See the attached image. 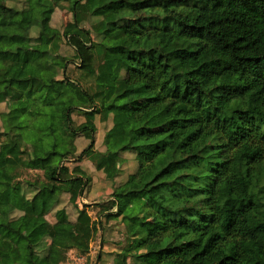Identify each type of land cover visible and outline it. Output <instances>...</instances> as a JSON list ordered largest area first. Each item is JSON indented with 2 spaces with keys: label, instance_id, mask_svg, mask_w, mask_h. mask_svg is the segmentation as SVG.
Wrapping results in <instances>:
<instances>
[{
  "label": "trees",
  "instance_id": "16d2710c",
  "mask_svg": "<svg viewBox=\"0 0 264 264\" xmlns=\"http://www.w3.org/2000/svg\"><path fill=\"white\" fill-rule=\"evenodd\" d=\"M7 1L0 264L65 262L83 209L71 219L63 194L80 188L87 197L95 176L110 180L112 199L93 205L126 220L128 241L115 254L122 264H264V0ZM63 1L72 20L61 29L52 18ZM63 36L79 62L61 54ZM109 51L114 61L101 74ZM71 63L90 78L87 88L68 76ZM16 65L35 70L13 75ZM73 82L85 101L64 92ZM100 123L96 170H78L98 153ZM24 170L43 174L23 180ZM37 206L53 226L34 239L27 229Z\"/></svg>",
  "mask_w": 264,
  "mask_h": 264
},
{
  "label": "rangeland",
  "instance_id": "374dc122",
  "mask_svg": "<svg viewBox=\"0 0 264 264\" xmlns=\"http://www.w3.org/2000/svg\"><path fill=\"white\" fill-rule=\"evenodd\" d=\"M7 4L17 6L19 8L27 6L28 2L27 0H8ZM80 8L86 10L88 7H86V4H81ZM72 20V13L69 10L68 2L63 1L59 7L56 8L55 12L53 13L52 18V24L55 27H60L63 29V27ZM95 18L88 20L84 23V25L87 28L92 27V23L94 22ZM37 34V28H32V35L35 36ZM96 36V33L93 32V37ZM61 42V54H64L68 58L71 59L72 62H79V59L74 55V49L69 46L67 39L63 36L60 40ZM84 58L83 61L86 64H90V57L92 54V51L90 49H83ZM114 54L109 51L106 54V58L102 65L99 67L98 72L101 74H104L107 72V64L114 61ZM31 70H35V67L33 66H26V65H16L12 69V74L17 75L20 73H25ZM68 76L75 80L79 81L83 84L84 88H87V86L91 83L90 78H86L84 76V73H82L81 70L77 69L75 63H71L68 69ZM63 90L65 93L73 92L77 95L78 98L81 100H86L84 98V95L82 94V91L78 85L73 83H65L63 86ZM87 106L90 107V104L87 102ZM8 111V107L6 103H0V125H2V114L4 112ZM127 114L130 116L131 112L128 111ZM74 118L76 121L80 119V116L78 114L74 115ZM100 129V136L104 134V131L106 129V125L104 123H100L99 126ZM101 138V137H100ZM88 143H90V140H88ZM98 146L102 148V138L100 139ZM97 152L99 151L96 149ZM99 157L98 153L89 152L88 156L86 157V160L80 164L77 169L80 170L82 166H85L87 168H95V163ZM135 161L134 158L130 159V162H127V170L131 171L134 169V166L132 165V162ZM0 169H6V166L2 160H0ZM117 169V166H113L111 168H108V174L111 176L115 173ZM42 171H29L24 170L23 175L21 176V179L23 180H35L37 178L42 177ZM105 182V181H103ZM110 188L108 189L106 186H104L101 183H97L94 186H90V193L86 195L87 197L82 196L80 188H75L70 194H63V199L61 205H66L67 211L72 218H76L78 215V212L80 209H83V213L81 216V219L75 224L74 229L72 233L69 234L67 240H66V252H67V259L66 261L69 263H74L72 259V255L81 254L84 255L86 258V264H94L97 256H98V250L101 243V233L105 229H107L108 232V240L109 242L113 243L110 246V249L112 250L114 245H120L118 246L119 249H121L128 241V235L126 232V220L122 217L119 218H107L104 216L106 212H115L116 208L108 209V211L101 212L99 206L93 205V203L96 202H108L110 199H112L111 195L112 192H108ZM69 200L76 202L78 204V207L73 206ZM84 202V203H83ZM87 204H91L87 207ZM93 205V206H92ZM53 218L46 217L41 212L40 206H37V213L35 219L30 223L27 232L34 238H42L49 230L52 229L53 226ZM101 224H102V230H101ZM104 237V236H103ZM46 243L44 242L42 247L44 248V245ZM115 247V246H114ZM80 249H83L84 251H81ZM22 254L27 256L29 254L28 247L26 245L21 246ZM112 260V255L105 254L104 261H102L101 264H108V261ZM65 261V262H66ZM120 262V261H119ZM119 264H122L121 262Z\"/></svg>",
  "mask_w": 264,
  "mask_h": 264
},
{
  "label": "crops",
  "instance_id": "0c3cea01",
  "mask_svg": "<svg viewBox=\"0 0 264 264\" xmlns=\"http://www.w3.org/2000/svg\"><path fill=\"white\" fill-rule=\"evenodd\" d=\"M104 135H105V133H104L102 136L99 135V137H98L97 140L100 141L101 138H102V140H103ZM100 137H101V138H100ZM96 147H97L96 149H98L99 151H102L101 148H99L98 146H96ZM124 156H125V158L131 157L130 155H127V153H126ZM85 160H86V158H85L80 164H82ZM116 166H117V165H116ZM117 167H118V166H117ZM82 168H87V167L82 166ZM88 169H89L90 171H95V170H96V168H93V169L88 168ZM108 175H109V174H108ZM109 176H110V175H109ZM105 179H106V180H101L98 176L93 177V181H92V183H91V187L94 186V185H96L97 183H101V184H103L104 186H106L108 189L110 188V190L108 191L109 193L112 192V189H111L110 185L108 184L110 180H108L106 177H105ZM119 180H120V177H117V178H116V181H119ZM103 181H105V182H103ZM89 193H90V192H89ZM46 217H48V216H46ZM71 219L74 220V219H76V218H72V217H71ZM52 223H53V221H52ZM103 236H104V237H103ZM107 238H108V232H107V229H105V230L103 231L102 236H101V240H103V245L101 246V243H100L99 250H98V256H97V258H96L94 264H101L102 261H104V257H105V254H106V253L112 255V260H111V261H108V264H119V263L121 262V260L115 256L116 252H119V251L121 250V249L118 248V246L120 247V245H117V246L114 245L115 247L113 246V248H112V250H111V249H110V246H111L113 243L109 242V240H108ZM119 261H120V262H119ZM121 263H122V262H121ZM61 264H74V263H73V262H72V263H69V262L66 261V262H63V263H61Z\"/></svg>",
  "mask_w": 264,
  "mask_h": 264
},
{
  "label": "built area",
  "instance_id": "2783aa9c",
  "mask_svg": "<svg viewBox=\"0 0 264 264\" xmlns=\"http://www.w3.org/2000/svg\"><path fill=\"white\" fill-rule=\"evenodd\" d=\"M72 259L74 261V264H86V258L84 255L81 254H76V255H72Z\"/></svg>",
  "mask_w": 264,
  "mask_h": 264
},
{
  "label": "water",
  "instance_id": "95a60500",
  "mask_svg": "<svg viewBox=\"0 0 264 264\" xmlns=\"http://www.w3.org/2000/svg\"><path fill=\"white\" fill-rule=\"evenodd\" d=\"M84 203V202H83ZM101 230H102V224H101ZM103 233H101L102 236ZM103 245V240H101V246Z\"/></svg>",
  "mask_w": 264,
  "mask_h": 264
}]
</instances>
